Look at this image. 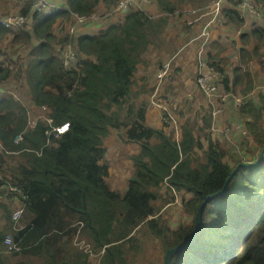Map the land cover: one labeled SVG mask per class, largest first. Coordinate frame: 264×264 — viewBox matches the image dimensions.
Masks as SVG:
<instances>
[{"label": "trees", "instance_id": "1", "mask_svg": "<svg viewBox=\"0 0 264 264\" xmlns=\"http://www.w3.org/2000/svg\"><path fill=\"white\" fill-rule=\"evenodd\" d=\"M1 1H10L8 5L17 6L28 20L18 28L0 22V83L22 78L31 102L49 113L32 127L30 108L12 93L0 92V172L19 182L21 201L26 202L25 226L15 230L11 210L0 201L9 222L7 228L0 225V264H11L3 252L9 232L22 243L17 253L38 255L45 264H92L90 254L75 245L77 235L99 254L98 264H144L142 233L157 237L165 252L186 242L194 233L201 203L224 188L236 167L226 193L205 206L198 238L177 251L171 264H264V156L256 165L243 166L247 152L236 150L226 160L211 132L201 137L189 119L181 124L179 139L166 124H144L147 102L138 100L148 91L134 89L137 66L165 29L168 15L153 18L130 8L107 19L96 32L87 26L63 34V24L74 21L73 12L91 16L98 6L110 11L117 0H64L60 7L41 11L32 8L31 0ZM155 1L162 12L177 8L174 0ZM226 1L222 13L230 27L244 26L242 0ZM252 2L264 17V0ZM239 33L240 57L230 63L234 83H244L245 95L236 113L260 152L264 77L260 66L251 68L261 60L264 70V25L254 23ZM69 44L76 56L68 68L60 49ZM217 44L218 39L213 42L218 54L226 50ZM212 58L208 56L225 74L221 82L229 90L230 75L223 65L230 58ZM243 75H248V82ZM202 120L201 129L209 128L211 113ZM65 123L68 129L55 134L53 127ZM115 129H124L120 137L140 145L131 156L134 173L122 191L106 179L105 139ZM17 134L23 135L20 142L14 141ZM247 138L240 146L256 153ZM163 187L191 195L184 201L191 221L173 226L162 219L156 202Z\"/></svg>", "mask_w": 264, "mask_h": 264}, {"label": "rangeland", "instance_id": "2", "mask_svg": "<svg viewBox=\"0 0 264 264\" xmlns=\"http://www.w3.org/2000/svg\"><path fill=\"white\" fill-rule=\"evenodd\" d=\"M50 2L51 4L52 3L54 4L48 6V9L52 7L56 8V7L62 6L64 0H52ZM0 3H1L0 18H5L6 17L5 15H15L20 10L17 6L10 7L8 5L10 1H7V2L1 1ZM194 8L197 9L196 15L191 13L188 19L196 23L197 22L196 18L202 14V10L197 5H195ZM98 12L104 13L105 11L104 9L103 10L101 9ZM202 20L204 21V19ZM207 20L209 21L208 22L204 21L200 23L198 26L193 27L195 29L199 27V31L196 35L195 33L197 31L195 32V29H192V30L187 29V34H186L183 29V24L181 22H177L178 28L174 26L175 30H173V33L171 34L170 42L165 43L166 41L164 37L165 35L157 39V42L161 40L162 46H159L156 49H158L159 51L164 49V51H166V54L162 58L159 59L158 53H155L154 55H150L148 51L147 55L144 56L145 61H146L144 65L146 67L145 69L140 67L138 72H136L137 82L134 86V89L137 91H140L142 89H146L148 91V93H143L140 97V100H138L139 102H141V100H144L147 102L146 105H144V111H146L145 116H144V124L146 126L152 125L154 127H160V126L163 127L165 125L163 121L161 120L160 109L157 107L158 112H155L156 110L152 111L153 110L152 108L156 107V100L153 97V94L155 93L156 87H157L158 70L162 67V64L164 61L171 60L169 58H171L173 54L177 55L176 58L178 59V62H175V64H174V61L171 62L169 76H166L165 80L161 83L159 87L158 95L169 99L171 106L174 109L175 115L178 117L181 124L186 119H189L191 121V124H193L196 127L195 129L196 133L198 135H201V137H204V138H205L206 132L207 133L208 131L211 132L213 139L226 153V160H229L230 158L232 159V155L234 153H237L236 150L238 151L244 150L247 152L245 153L246 157L244 158V162L245 163L253 162L259 158V155L262 150L260 152H257L259 150V147L255 143L254 137L249 133V130L247 129L244 120L241 119L240 130L238 128L235 130L233 127L231 131L227 133L225 132L226 127L231 125L229 124V121H233L231 119L232 115L234 116V112H237L236 110H238V108H230L228 111L226 112L224 111V105L229 100H225L223 102L221 100V94H224L223 92H225L226 90L224 91L223 89H221L223 92L218 93V96L216 97V100H215V104L217 105V107L222 109L221 113L216 118L217 122L215 123V126L220 127V129H213L212 131L211 126L205 130L201 129L205 127L204 121L202 120V116L208 114L211 108L207 104L205 94L202 92L201 88L197 84L198 71L195 72L194 75L192 73L190 74L189 59L191 57L190 50L191 49L192 50L194 49V51L196 50V59H197L196 65H197L198 47L201 41L206 38V35L203 34L204 28L206 27L210 28V41L209 42H211V37H213V33L215 29L217 28L216 26L219 25L217 18H215L214 14L212 16L211 15L207 16ZM102 22L100 25H102ZM254 22L255 21L253 17L245 19L244 26L240 27L241 28L240 32H243L245 27L251 26L252 24H254ZM185 23L187 24V22ZM258 23L261 24L262 21H259ZM98 28H99L98 26L94 28H90V31L93 30L94 32H96ZM61 33L66 34L67 31H63ZM175 33L179 35H176ZM194 35H195L194 40H198V47L196 45V41L189 44V40ZM174 38H177V40H175ZM232 40H235L234 37H231L230 41H228V44L230 46V52H229L230 56L232 55L233 48L235 47V44L231 42ZM184 45H187V46L184 47ZM182 53H186L185 59H184V56H180ZM261 65H262L261 60H259V63L258 61H255L253 64L254 67L251 69L255 71L259 69L258 66H260V71H259L260 76L264 77V70ZM223 67H225V69L227 70V73L230 75V84H229L230 91L233 94L235 93L244 98V95H245L243 93L244 83H241V84L234 83V79L232 75L233 63L227 62L226 64L223 65ZM243 78L245 82H248L247 81L248 75H243ZM242 82L244 81L242 80ZM176 83L177 85H175ZM3 86H4L3 88L5 90V93H8V92L12 93L17 99H19L23 104H25L28 108H30L31 124H33L37 119L47 118L49 109L39 108L31 102V96L29 94L30 92L22 78L18 79V78L13 77L6 83H3ZM257 89L258 88H256L255 90ZM238 115L239 113H237L235 116H238ZM262 120H263L262 124L264 125V116ZM180 122H179V126H180ZM164 127L171 131L174 130V133L177 132L174 126L172 128H169L166 126ZM118 130L120 131V129L113 130L116 132V135L115 136L112 135L109 137L110 140H109L108 148H107L108 153L106 152L107 157H105V160H104L109 165L108 181H111L112 177L114 176V173L119 171L121 167H124L128 173L131 170L130 166L132 167L133 165L132 164L133 161L131 159V156L133 155V153L130 154V151H132V149L125 151L123 149L124 145L120 141L121 139L120 136L122 135V132L124 129L120 132ZM244 137H248L247 139L249 140V145L252 146V148L254 149L256 153L247 151V149L243 145L240 146V142H242ZM236 140L238 141L235 143ZM204 145H206L205 141H204ZM201 152L202 150L199 153ZM120 154L123 155L122 161L117 159L120 156ZM110 155L112 158L108 159ZM13 160H14L13 161L14 163L16 159H13ZM126 170L124 171L123 181L120 186L121 188H123L126 183V178H127ZM9 176L12 177L10 174ZM161 190H162V196L156 203L160 207V214L162 216V219L166 220L168 223H170V225H173V226L179 223L185 222V221H191L190 219L191 216H189L186 213L185 202H184L187 199H189L191 195L185 194V193H177V192H174L173 190H168L166 187H163ZM169 201L171 202L168 203ZM3 202L6 203L7 206L9 205L8 207H10L9 209L11 211H13L17 207V204L12 202L11 200H4ZM142 239H143V244L145 246L144 251L142 253V258H141L142 263L144 264L162 263L166 252L163 246L161 245L160 240L157 237H154L150 232H147L146 230H145V233H142ZM4 256L8 259L9 263L11 264H21L20 262H24L22 264H45L43 262V259H41L38 256L32 255L30 253L28 254L5 253ZM98 256L99 254L98 255L93 254L91 256L92 264L99 263Z\"/></svg>", "mask_w": 264, "mask_h": 264}, {"label": "built area", "instance_id": "3", "mask_svg": "<svg viewBox=\"0 0 264 264\" xmlns=\"http://www.w3.org/2000/svg\"><path fill=\"white\" fill-rule=\"evenodd\" d=\"M144 2L145 0H117V5L113 7L110 11H106L104 13H99L98 11L94 12L91 16H84L80 15L76 12H73L74 21H70V23L63 24L65 27L64 31L68 33H75L78 29L82 30L87 26H96L100 25L101 22H105L107 19L111 17H117V14L124 13L130 8L136 9H144ZM210 2V3H209ZM209 2H204L197 5L202 10V14L197 17V20L204 19L205 22H208L207 16L213 15L217 18L219 25H226L228 24V19L223 15L222 8L224 5L225 0H211ZM49 0H33V9L34 10H45L48 6L53 5ZM239 12L241 17L247 18H254V23H258L262 21V25H264V17L262 16L261 12L254 6L252 0H242L240 2ZM196 8H185V9H174L171 14L176 16L184 15L187 18L190 17L191 13L196 15ZM5 18H0V22L3 23L8 28H18L26 24L28 18L24 16V14L18 12L15 15H5ZM104 19V20H103ZM202 20V22H204ZM102 22V23H103ZM193 21L188 19V24H192ZM240 32V30H239ZM203 34L206 35V38L202 40L199 49H198V75H197V84L201 88L202 92L205 94L207 104L210 106L211 110V128L213 129H220V127H216L215 123L217 122V117L221 113V108L217 107L215 104L216 97L218 93L225 92L221 94V100L224 102L225 100H229L224 105V111H228L230 108H239L244 98L240 95L233 94L230 89L228 90L226 86H223L222 80L225 78V74L221 72V70L213 64V60H208L206 57V46L210 41V28L206 27L203 30ZM63 63L65 67L71 65L72 61H74L76 56V48L74 46L66 45V47L60 49ZM171 68V60L164 61L162 67L158 70L157 73V87L156 91L153 94V97L156 100V107L159 108L161 113V120L167 127L172 128L173 126L176 128V137L177 139L180 138V126L181 122L179 121L178 117L175 115L174 109L171 106V103L168 98L162 97L158 95L159 87L161 83L165 80L166 76L169 75V71ZM3 84L0 83V90L4 91ZM239 106V107H238ZM51 121V119H49ZM234 121V122H233ZM229 121L230 126L226 127L225 132L231 131L234 127L236 130L237 128L240 130L241 124L236 122L237 120ZM180 122V126H179ZM36 121L31 124L33 127ZM69 127V123H65L60 126L53 127L55 134H61L65 132ZM23 138L22 134H17L15 136L14 141L20 142ZM238 140L235 141V143ZM21 186L18 181L10 177L8 174L0 172V201L4 200H11L12 202L17 204V207L11 211V220L13 222V228L15 230L22 229L25 224H21L22 218L26 209V202L21 201L20 194ZM9 206V205H8ZM10 208V207H9ZM75 244L82 250L90 252L93 255V251L90 245L83 239H79L77 236L75 239ZM22 250V243L15 238L12 232H9L3 242V252L14 254Z\"/></svg>", "mask_w": 264, "mask_h": 264}, {"label": "crops", "instance_id": "4", "mask_svg": "<svg viewBox=\"0 0 264 264\" xmlns=\"http://www.w3.org/2000/svg\"><path fill=\"white\" fill-rule=\"evenodd\" d=\"M174 1L177 2V8L176 9H185L186 7L187 8H191V7H194L195 5H199V4L204 3V2H209L211 0H174ZM226 2L227 1L225 0L224 5L226 4ZM102 8H103L102 6H98L97 7V11L98 10H101ZM142 10L145 11V12H147L153 18H159V17H161L163 15H168V17H169L168 18V24L166 25L165 29L161 33L162 35L160 34V36H158L156 38V40L150 45L149 50H148L149 53H150V55H154L155 53H158L159 59L162 58L166 54V51H164V49L161 50V51H159L158 49H156L159 46H162L161 40H159L157 42V39L159 37H162L163 35H165L164 36L165 37V40H166L165 43L170 42L171 34L173 33V30H175L174 26H176L178 28L177 22H181L183 24V29H184V31H185L186 34H187V29H189V30L195 29L193 27L198 26L200 23H202V20L200 19V20H197L196 23L193 22L192 24H188V18L186 16H184V15L176 16V15H173V14H171L169 12H162L161 9H160V7L158 6V4H157V2L155 0H145V2H144V9H142ZM165 13H169V14H165ZM183 18L185 19V21H184ZM185 22H187V24ZM96 26L99 27L98 28V30H99L100 28L105 27L106 26V23L105 24L102 23V25H96ZM96 26H92V27L90 26V27L91 28H94ZM216 27L217 28L215 29V31L213 33V37H211V42H208V44L206 46L207 55L211 59H213L212 57H215L219 61H220V57H225V56H227V57L230 58V60L228 62H230V61H238L240 55H239V52L237 50L239 49V46H240V39H239V34L240 33H239V30L241 28L240 27H237V26L236 27H234V26H231L230 27V26H226V25L225 26L217 25ZM198 31H199V27H197V29H195V32H196L195 35L198 33ZM181 33H183V32H181ZM175 34L176 35H179L177 33H175ZM195 35L191 37V39L189 40V44H191L192 42L196 41V45L198 47V40H194ZM231 37H234V39H235V40H232L231 41L233 44H235V47L233 48L232 55L230 56L229 55L230 46L228 44V41H230ZM174 39L177 40V38H174ZM217 39L219 41V44H217V46L218 45H221L222 47H224V49H226L225 51H222L219 54H218V50H219L218 47H214V45H213V42L215 40H217ZM235 41H236V43H235ZM200 44H199V46H200ZM185 46H187V45H184V47ZM198 49H199V47H198ZM147 52L143 55L142 60L138 64V66H137V72L140 69V67L143 68V69H145L146 66L144 64H145L146 61H145L144 56L147 55ZM207 55H206V57L208 58ZM216 55H218V56H216ZM180 56H184V59H185L186 53H182ZM190 56H191L190 59H189V63H190V74L192 73L194 75V73L198 71V68H197V65H196V61H197V59H196V50L194 51V49L193 50L191 49L190 50ZM176 57H177V55H174L173 54L171 56V58H169V59H171V62L174 61V64H175V62H178V59ZM166 61H168V60H166ZM139 65H141V66H139ZM142 72H144V71H142ZM136 82H137V79H136ZM175 85H177V83ZM154 108H152L153 109L152 111H155L156 110L155 112H158V109L157 108L154 109ZM236 114L237 113L234 112V116L232 115L231 119L232 120H237L236 122L241 123V121H238L239 120L238 119V116H235ZM159 128H162V127L160 126ZM112 135L115 136L116 135V132L113 131L105 139V144H106L107 148H108V143H109V140H110L109 137L112 136ZM120 141L124 145L123 149L125 151H128V150H131L132 149V151H130V154H132V153L135 154V153L139 152V150H140L139 143H137L135 141L124 140L122 138L120 139ZM107 153H108V150H107ZM122 157H123V155L120 154V156L117 159H119L120 161H122ZM111 158L112 157L110 155V157H108V159H111ZM130 168H131L132 171L130 170L128 173H127V170L124 167H121L119 169V171H117V172L114 173V176L112 177L111 181H108L110 183V185H111L112 188H114L116 190L122 191L123 189H125L127 187V185H128V183H127L128 178L130 176H132V174L134 173L133 172V170H134L133 165H132V167L130 166ZM125 170H126V176H127L126 183H125V186L123 188H121L120 186H121L122 181H123L124 171ZM108 176H109V174H108ZM108 176L106 178L107 180H108ZM24 223H25V221H22L21 222V224H24ZM0 225H1V228H7V226H9V222L7 220L6 214L3 211V209H0ZM35 256H38V255H35Z\"/></svg>", "mask_w": 264, "mask_h": 264}, {"label": "water", "instance_id": "5", "mask_svg": "<svg viewBox=\"0 0 264 264\" xmlns=\"http://www.w3.org/2000/svg\"><path fill=\"white\" fill-rule=\"evenodd\" d=\"M263 155H264V148L262 149L260 155H259V158L253 162H249V163H241V165L243 166H253V165H256L258 164L261 159L263 158ZM238 170V167H236L232 173L230 174L229 178L227 179L226 183H225V186L224 188L217 192V193H214L213 195H209L206 197V199L201 203V205L199 206L198 210H197V213H196V216H195V230H194V233L191 235V237L184 243H181L179 245H176L172 248H168L166 250V253H165V256H164V260L162 263L160 264H171V261H172V257L173 255L177 252V251H180L182 249H185L187 247H190L194 242L195 240L198 238L199 234H200V231H201V228H202V222H203V210L205 208V206L207 205V203L212 200L213 198L217 197V196H221V195H224L228 189V184H229V180L230 178L232 177V175Z\"/></svg>", "mask_w": 264, "mask_h": 264}, {"label": "clouds", "instance_id": "6", "mask_svg": "<svg viewBox=\"0 0 264 264\" xmlns=\"http://www.w3.org/2000/svg\"><path fill=\"white\" fill-rule=\"evenodd\" d=\"M1 84H3V83H1ZM0 92H3V93H4L5 90H4V91H1V90H0ZM77 236L79 237V235H77ZM77 236H76V237H77ZM76 237H75V239H76ZM79 239H82V238L79 237ZM83 240H84V239H83ZM85 241H86V240H85ZM88 244H89V243H88ZM75 245H76V244H75ZM89 245H90V244H89ZM76 246H77V245H76ZM77 247H78V246H77ZM90 247H91V245H90ZM78 249H80V248L78 247ZM91 249H92V247H91ZM80 250H82V249H80ZM83 251H84V250H83ZM92 251H93V249H92ZM85 252H87V251H85ZM88 253L90 254V259H91V256H92V255H91L90 252H88ZM94 254L98 255L97 253H94Z\"/></svg>", "mask_w": 264, "mask_h": 264}]
</instances>
